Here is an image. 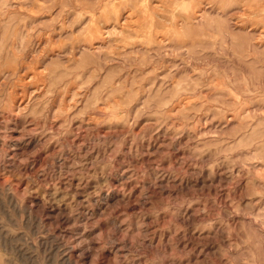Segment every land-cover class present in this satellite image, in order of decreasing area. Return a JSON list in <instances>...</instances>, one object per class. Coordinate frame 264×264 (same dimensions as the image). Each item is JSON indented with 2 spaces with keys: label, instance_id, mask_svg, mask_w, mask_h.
<instances>
[{
  "label": "rangeland",
  "instance_id": "obj_1",
  "mask_svg": "<svg viewBox=\"0 0 264 264\" xmlns=\"http://www.w3.org/2000/svg\"><path fill=\"white\" fill-rule=\"evenodd\" d=\"M0 264H264V0H0Z\"/></svg>",
  "mask_w": 264,
  "mask_h": 264
},
{
  "label": "bare ground",
  "instance_id": "obj_2",
  "mask_svg": "<svg viewBox=\"0 0 264 264\" xmlns=\"http://www.w3.org/2000/svg\"><path fill=\"white\" fill-rule=\"evenodd\" d=\"M129 16V15H128ZM128 16H126L123 20H125V22L128 21ZM130 19V18H129Z\"/></svg>",
  "mask_w": 264,
  "mask_h": 264
}]
</instances>
